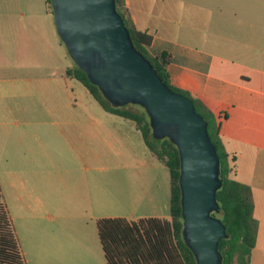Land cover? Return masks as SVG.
<instances>
[{"label":"crops","instance_id":"1","mask_svg":"<svg viewBox=\"0 0 264 264\" xmlns=\"http://www.w3.org/2000/svg\"><path fill=\"white\" fill-rule=\"evenodd\" d=\"M125 7L136 30L152 36L149 53L169 55L172 86L219 119L236 159L231 178L251 190L258 228L250 260L264 264V0ZM69 58L47 0L0 4V186L25 264H106L99 220L170 219V186L134 199L143 212L112 216L111 152L132 129L83 105L91 96L66 76Z\"/></svg>","mask_w":264,"mask_h":264},{"label":"water","instance_id":"2","mask_svg":"<svg viewBox=\"0 0 264 264\" xmlns=\"http://www.w3.org/2000/svg\"><path fill=\"white\" fill-rule=\"evenodd\" d=\"M57 35L73 61L113 106L138 105L152 136L168 139L180 158L183 240L196 264H222L225 227L218 211L219 159L193 102L169 89L135 50L115 0H51Z\"/></svg>","mask_w":264,"mask_h":264},{"label":"trees","instance_id":"3","mask_svg":"<svg viewBox=\"0 0 264 264\" xmlns=\"http://www.w3.org/2000/svg\"><path fill=\"white\" fill-rule=\"evenodd\" d=\"M53 15L51 0H47ZM115 7L123 19L131 43L136 51L150 63L162 82L175 93L193 102L196 112L206 121L208 135L219 159L221 186L216 192L218 211L211 215L224 225L227 237L218 244L222 264H249L255 246L258 223L253 217V200L247 185L231 178L235 157L224 149L220 137L219 119L186 91L172 86L167 71L169 55L152 56L148 48L152 36L137 31L125 7V0H115ZM66 76L77 80L87 93L107 113L133 122L141 134L147 149L162 162L169 173L170 219L143 218L135 221L124 218L101 219L97 222L98 238L106 264H196V260L183 240L181 215V191L179 186L180 158L178 150L168 139L156 140L152 136L147 114H137L126 106L110 104L92 85L85 73L75 64L66 70ZM0 264H25L15 230L3 201L0 189Z\"/></svg>","mask_w":264,"mask_h":264},{"label":"rangeland","instance_id":"4","mask_svg":"<svg viewBox=\"0 0 264 264\" xmlns=\"http://www.w3.org/2000/svg\"><path fill=\"white\" fill-rule=\"evenodd\" d=\"M3 1L6 0H0V4H2ZM69 59L73 64L71 58ZM82 89L84 90L85 88L82 86ZM82 100L83 105H93L102 112L99 104L92 97L83 95ZM126 109L137 114L146 113L145 110L138 105L129 104ZM114 119L116 120L117 118ZM102 121H104V119H102ZM126 123L132 131L127 134L128 141L124 140L123 143L117 141L115 143L114 149H112L113 153L111 152V165L113 169L109 174H112L114 179V199L111 214L112 216H124L125 218H129L134 211L135 214L144 211V208L136 205L134 199L144 197V195L149 192L157 190H159L161 194L163 191H167L170 183L167 168L155 156L144 151L142 140L139 134L134 130V123L130 121H126ZM1 194L7 206L6 198L8 193L7 191L3 192L1 189ZM253 257L250 262L251 264H256V259Z\"/></svg>","mask_w":264,"mask_h":264}]
</instances>
